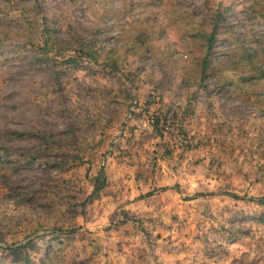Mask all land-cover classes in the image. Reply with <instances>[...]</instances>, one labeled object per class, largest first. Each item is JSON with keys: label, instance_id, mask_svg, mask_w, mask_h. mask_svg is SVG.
Instances as JSON below:
<instances>
[{"label": "rangeland", "instance_id": "obj_1", "mask_svg": "<svg viewBox=\"0 0 264 264\" xmlns=\"http://www.w3.org/2000/svg\"><path fill=\"white\" fill-rule=\"evenodd\" d=\"M262 71L264 0H0V264H264Z\"/></svg>", "mask_w": 264, "mask_h": 264}, {"label": "trees", "instance_id": "obj_2", "mask_svg": "<svg viewBox=\"0 0 264 264\" xmlns=\"http://www.w3.org/2000/svg\"><path fill=\"white\" fill-rule=\"evenodd\" d=\"M217 34V24L213 23L210 32L207 34L205 40H206V53L205 56H203L202 60H201V70H200V74L201 77H204L206 75V71L209 67L210 62L207 59V54L210 53V49L213 45V42L215 41V37ZM45 44H48V38H46V40H44ZM81 55V54H80ZM262 74H264V71H262ZM103 181L99 182V178H96L95 182H94V187L92 190V195H97L99 190L101 189V187L103 186ZM257 202L259 204H263L264 205V197L258 198L256 199ZM27 244L24 245H20L17 248H21V247H25ZM6 249H8L9 251H14L17 248H12L9 246H5ZM25 260V258H24ZM25 262V261H24ZM24 264H29L28 262H25Z\"/></svg>", "mask_w": 264, "mask_h": 264}]
</instances>
